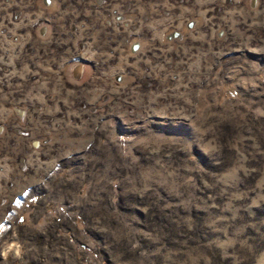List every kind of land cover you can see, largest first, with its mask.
<instances>
[{
	"label": "rangeland",
	"instance_id": "obj_1",
	"mask_svg": "<svg viewBox=\"0 0 264 264\" xmlns=\"http://www.w3.org/2000/svg\"><path fill=\"white\" fill-rule=\"evenodd\" d=\"M0 264H264V0H0Z\"/></svg>",
	"mask_w": 264,
	"mask_h": 264
}]
</instances>
